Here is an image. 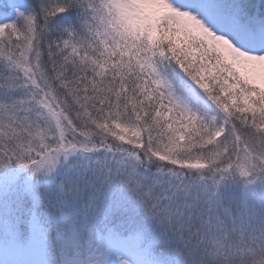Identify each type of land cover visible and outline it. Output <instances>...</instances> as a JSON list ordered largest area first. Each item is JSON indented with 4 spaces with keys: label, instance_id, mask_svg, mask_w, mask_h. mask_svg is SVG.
Returning <instances> with one entry per match:
<instances>
[{
    "label": "snow or ice",
    "instance_id": "1",
    "mask_svg": "<svg viewBox=\"0 0 264 264\" xmlns=\"http://www.w3.org/2000/svg\"><path fill=\"white\" fill-rule=\"evenodd\" d=\"M0 264H264V0H0Z\"/></svg>",
    "mask_w": 264,
    "mask_h": 264
}]
</instances>
